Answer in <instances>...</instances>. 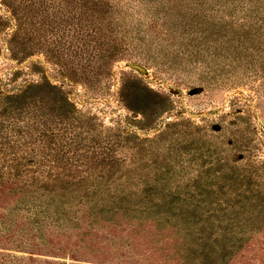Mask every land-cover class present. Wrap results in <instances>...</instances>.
Masks as SVG:
<instances>
[{
  "label": "rangeland",
  "instance_id": "rangeland-1",
  "mask_svg": "<svg viewBox=\"0 0 264 264\" xmlns=\"http://www.w3.org/2000/svg\"><path fill=\"white\" fill-rule=\"evenodd\" d=\"M65 1L0 0V264H264V39L231 70L142 33L103 64Z\"/></svg>",
  "mask_w": 264,
  "mask_h": 264
},
{
  "label": "trees",
  "instance_id": "trees-1",
  "mask_svg": "<svg viewBox=\"0 0 264 264\" xmlns=\"http://www.w3.org/2000/svg\"><path fill=\"white\" fill-rule=\"evenodd\" d=\"M78 1L81 0H71L70 3L67 0L64 5L67 3L69 6L73 4L76 7ZM102 1L87 0V4L91 6L86 7L82 3L81 6L87 15H89L88 12H94L89 15L94 18L92 32L95 40L89 52L92 53L93 60L101 61L103 64H107L114 59L116 54L122 52V44L124 51L130 45L139 47L138 41L143 43L144 37L150 35L144 42H172L175 48H179L177 56L181 61L186 60V64H191L193 57L197 62L199 56H203V60L208 59L217 68L223 66V68L231 70L239 65L238 55L246 52L250 41L264 39V0H245L247 2L227 0L228 4L220 0ZM61 3L63 4V2ZM60 15L64 16L62 9ZM61 16L59 25H62L64 21ZM66 19L68 18L66 17ZM14 21L16 22L14 36H17L19 32L23 31L25 22L20 23L19 18L15 17ZM78 23L75 24L76 27ZM36 24L39 22L36 21ZM48 25L51 26L49 23ZM60 29H64L63 32L60 30V33L64 35L67 45L72 49L74 43L77 42L76 28L72 24H68L67 28ZM150 31H154V33H150ZM52 33L56 38L59 37L57 32ZM140 33L144 37L141 38ZM102 38L105 41H102ZM117 41L120 43L117 44ZM58 43L57 39L53 41L54 47L69 51L68 48H62ZM82 45L84 44L82 43ZM182 48L183 50H181ZM215 72L212 73L217 76ZM221 72L223 73V71ZM223 74H218L219 77H223V81H229L233 85L237 84L235 72L226 71V74ZM57 177L56 173L50 176V179L56 180ZM90 189L85 188L86 191ZM119 209V211L127 212ZM257 234L260 235L259 237H263L264 229H259ZM115 246L120 248L122 245L114 244ZM109 253L112 257V260H108L112 261L109 264H148L146 262L149 258L147 255L150 254L149 250L142 253L129 249L122 250L117 254L115 248ZM151 264L163 263L159 259H152ZM236 264H243V258L239 259Z\"/></svg>",
  "mask_w": 264,
  "mask_h": 264
}]
</instances>
